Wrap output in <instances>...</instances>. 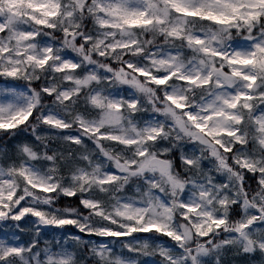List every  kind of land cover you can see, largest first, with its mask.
I'll return each instance as SVG.
<instances>
[{"label":"clouds","instance_id":"9594fccd","mask_svg":"<svg viewBox=\"0 0 264 264\" xmlns=\"http://www.w3.org/2000/svg\"><path fill=\"white\" fill-rule=\"evenodd\" d=\"M236 2L238 15L227 14L237 18L227 25L176 11L181 5L195 8L201 0H179L176 7L154 0L149 15L158 19L148 27L108 29L97 22L96 0L87 5L85 0H58L54 18L44 16L28 0H0V25L7 29L0 36V49H6L0 52V71L17 69L15 81L24 86L34 112L23 127L0 132V147L17 161L30 162L38 170L37 182L50 180L56 186L54 193L31 192L26 198L25 205L40 216L26 213L21 216L23 223L7 218L5 229L19 231L29 241L23 255L10 258L8 264H46L43 249L55 241L43 233L56 228L55 221L70 217L76 228L88 231L100 226L102 219L85 211L82 200L100 198L108 205L115 203L113 197L142 196L152 184L157 190L151 194L171 206L157 219L183 237L175 242L178 251L172 253L177 264H188L190 259L195 264H264V184L246 179L251 175L257 181L264 179V74H257L252 88L257 99L228 108L227 89L246 91L247 82L223 72V62L214 55L233 51L234 41L241 42L242 52L247 51L244 41L264 45V5ZM129 42H135V47H120ZM39 60L45 63L40 65ZM137 67L154 76L178 69L181 75L198 76L200 81L211 74V83H187L174 77L160 86L142 78ZM218 79L226 87H217ZM168 96L194 109L196 115L205 108L219 113L207 121L217 134L209 138L196 130ZM129 101L135 107L130 108ZM117 103L119 110L112 107ZM17 136L19 140H13ZM24 146L33 153L31 160L22 152ZM148 160L152 165L140 171ZM129 161L136 162L135 174L105 186L101 193L95 178L110 167L127 168ZM81 175L86 179L81 180ZM16 180L23 188V181ZM187 200L197 201L199 211L185 219L180 205ZM211 219L224 224L219 229L213 226L211 235L202 240L195 226L205 231ZM122 223L126 221L118 220L113 227ZM125 243L141 253L129 257V264H139L143 256L152 257L153 264H166L142 244L122 241L116 247L122 249ZM73 264L99 262L80 246Z\"/></svg>","mask_w":264,"mask_h":264},{"label":"snow or ice","instance_id":"6c2138e0","mask_svg":"<svg viewBox=\"0 0 264 264\" xmlns=\"http://www.w3.org/2000/svg\"><path fill=\"white\" fill-rule=\"evenodd\" d=\"M28 2L32 7L40 9L44 16L54 18L59 13L60 4L58 0H28ZM90 2L91 0H85V5ZM153 2L154 0H96L99 12L97 22L101 28L108 29L146 28L153 23L154 19H158L149 15V5ZM166 2L176 7L179 0H166ZM258 5H264V0H253L250 4L251 7ZM238 7L236 0H201V3L195 8H186L181 5L176 7V11L182 15L199 17L205 21L227 25L236 20ZM49 8L54 9V11H47ZM87 10L91 11V9ZM229 11L237 15H228ZM36 23L50 27L45 20H37ZM5 31L7 29L0 25V36ZM26 35L27 38H34L35 36V34ZM199 42L197 41V43ZM243 45L247 51H240L241 42L234 41L233 51H216L214 53L216 58L223 62V66H220L223 72L247 82L246 91L233 93L231 88L227 89L230 99H225L224 103L232 109L236 108L241 101L257 99L251 94L252 88L259 78L257 74H264V45H254L251 41H244ZM120 47H135V42L122 44ZM2 51H6V49H0V52ZM204 51L207 52L209 49H204ZM28 59L33 58L29 56ZM38 63L43 65L45 60H39ZM126 67L132 66L126 65ZM242 69L246 70L242 71ZM136 71L142 78H150L153 83L160 86H164L174 77H178L187 83L199 82L201 85L211 83V74H209L208 79L200 81L198 76L181 75L178 69H174L168 74L160 73L155 76L141 67H137ZM16 76L17 69L0 71V132L5 134L23 127L34 115L31 103L26 93L22 91L24 86L15 81ZM216 83L217 87H226L219 79ZM167 99L176 108L183 110L192 126L203 135L212 138L217 134L215 129L208 127L207 121L219 113H209L205 108L200 110V115H196L194 109L187 108L176 97L168 96ZM112 107L119 110L121 105L117 103L113 104ZM129 107H135V104L129 101ZM227 134L232 135L233 133ZM19 138V136L13 137V140H19ZM135 142L122 141L121 143L131 144ZM8 143L11 145L12 141ZM22 152L28 160L33 157L28 146H24ZM145 154V152L138 153L140 156ZM152 163L151 160L144 161L139 170L143 171ZM136 169L135 161H129L127 168L110 167L102 175L95 178V183L100 185L99 191L102 193L105 186L126 180L129 174H135ZM17 177L23 181V188L17 184ZM38 179V170L30 162L27 160L24 162L17 161L8 150L0 147V218H3L0 219V264H8L10 258L22 256L24 248L29 244V241L19 231L5 229L4 225L8 222L7 218L11 217L12 220L23 223L21 216L26 213L32 212L33 215L40 216L39 211H33L25 205L26 198L31 195V192L54 193L56 190V186L50 180L48 184H45L42 180L37 182ZM80 179L85 180L86 177L81 175ZM208 179L211 184V177ZM246 179L252 183L264 184V179L257 181L256 175L248 176ZM145 183L149 182L146 181ZM156 190L157 186L152 184L151 191H145L142 196L123 199L113 197L115 203L108 205H105L100 198L82 200L81 205L84 210H91L94 215L102 219L103 223L94 230L88 231L76 228V221L70 217L55 221L57 227L50 231L45 230L43 233L55 241L51 247L43 249L46 264H73L76 258V249L80 246H83L86 251L92 252L99 264H129V257L141 256L140 251L133 248L129 243H125L122 249H118L116 245L122 241L142 244L145 248L152 250L156 259L165 261L166 264H177V258L172 253L178 251L175 242L182 241L183 237L177 235L172 229L167 228L161 220L157 219V216L163 217L169 213L171 206L167 200L156 198L151 194ZM201 194L206 195L207 193L202 192ZM185 195L187 196V193ZM180 206L184 210L185 219L190 214L199 211L198 202L195 200L184 201ZM204 215L208 214L205 213ZM118 220L126 221V223L113 227V225H117ZM223 224L224 221L221 219H211L207 230L201 231L200 226L196 225L195 231L200 239L205 240L211 235L213 226L219 229ZM241 260L243 261L244 257H241ZM139 264H153V258L143 256ZM188 264H195V260L190 259Z\"/></svg>","mask_w":264,"mask_h":264}]
</instances>
